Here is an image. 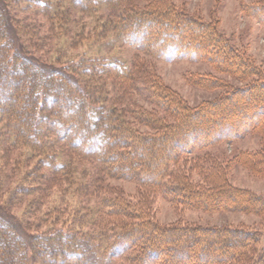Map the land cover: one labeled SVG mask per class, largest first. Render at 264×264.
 I'll return each mask as SVG.
<instances>
[{
  "label": "trees",
  "instance_id": "trees-1",
  "mask_svg": "<svg viewBox=\"0 0 264 264\" xmlns=\"http://www.w3.org/2000/svg\"><path fill=\"white\" fill-rule=\"evenodd\" d=\"M63 4L79 13L113 6L116 21L103 24L93 43L106 32H119L138 53L206 62L220 75L201 73L190 81L222 92L190 106L156 77L140 79L137 61L130 68L85 54L61 61L60 50L49 62L36 57L43 47L52 50L48 45L58 29L52 19L63 24L66 11L58 8ZM252 14L264 24V3H254ZM38 16L46 18L45 32ZM119 82L124 85L117 93ZM129 90L130 98L132 92L142 96L153 110L135 100L120 103ZM250 133H257L260 147L225 164L209 155L193 156ZM4 143L9 145L0 159V187L9 174H17L15 164L26 166L0 207V264H264L260 229L162 225L151 215L152 197L160 195L176 207L264 219V196L229 180L234 161L264 177V72L214 24L166 0H147L139 8L132 0H0ZM106 178L136 181L143 190L134 199L101 194L98 185ZM53 180L54 193L80 201L98 193L97 203L81 208L66 201L40 212ZM25 198L33 220L24 224L6 209ZM45 222L48 228L40 229Z\"/></svg>",
  "mask_w": 264,
  "mask_h": 264
},
{
  "label": "rangeland",
  "instance_id": "rangeland-1",
  "mask_svg": "<svg viewBox=\"0 0 264 264\" xmlns=\"http://www.w3.org/2000/svg\"><path fill=\"white\" fill-rule=\"evenodd\" d=\"M147 0H132V6L139 8L146 4ZM172 4L175 8L185 10L188 14L194 15L206 23H212L222 32L233 44L238 47L244 48L256 63L260 64L264 72V24L260 23L252 14V6L256 2L264 3V0H166ZM60 9L66 11L64 14L65 19L59 20L54 18L55 22L54 31L56 36L52 37V43L48 46L52 47V50L42 48L34 55L40 59L54 60L57 50H60L62 55L61 61H67L68 59H76L80 55L106 57L109 61H119L126 67L130 68L134 61H137V69L140 70V79L147 78L149 76L156 77L162 85L176 91L190 106H197L204 101L214 99L222 90H207L202 87L193 85L190 80L194 79L201 73L216 74V71L206 62L198 61L189 58H167L164 56L156 58L143 52H137L134 47L128 45L121 38L119 32H115L113 35L111 32H106L102 37V40L98 43H93L100 33L101 27L109 20V24L112 20L116 21L117 11L113 6L100 5L91 13H79L72 10L63 4ZM132 11L133 7L128 8ZM118 10V8H117ZM69 18V19H66ZM43 26L40 32H45L47 28L46 18L38 16ZM52 21V22H54ZM51 22V23H52ZM60 26V27H59ZM60 28V29H59ZM62 30V31H61ZM217 76L220 74L217 73ZM226 78L225 75H222ZM195 80V79H194ZM228 80L237 84L238 82L229 78ZM122 86V82L118 83ZM128 96L125 99L120 100V103H133L136 101L137 106L143 109L153 108L138 94L132 92L130 98V90L127 91ZM158 115L160 111L156 112ZM141 129H147L146 127L139 126ZM9 144L4 143L0 145V159L3 157L2 152L7 148ZM260 147V139L257 133H250L237 139L232 143H219L204 149L201 152L195 153L194 157H201L204 159L207 155L216 158L222 162L227 163L230 159L236 158L242 151L256 150ZM24 152V151H23ZM10 160V166L14 164L13 159L16 151L12 153ZM26 154V153H24ZM206 155V156H205ZM14 157V158H13ZM1 161V160H0ZM234 161V160H233ZM1 164V163H0ZM27 164V163H26ZM9 166V167H10ZM19 169L17 174H9L4 181L3 187H0V207L2 203L9 197L8 192L10 188H13L19 180V173L25 168V164H15ZM8 167V168H9ZM229 180L231 184L249 188L262 196H264V177H260L251 173V171L242 164H238L234 161L230 165ZM58 183L53 180L50 183L48 189L52 194L48 193L47 198L44 201V205L41 206L40 212L50 211L55 207L62 206L64 202H68L72 207L78 206L83 208L84 205L97 203V195L92 197L87 195L83 197V201H80L73 197L72 194L66 193L64 196L54 193ZM99 193L113 195L115 193H122L129 196L131 199L137 196V192L143 190L136 181L125 180L123 178H106L102 185H98ZM50 194V195H49ZM26 198L22 201H15V203L8 206L6 209L7 214L16 221L17 219L23 222H29L33 220L31 212H25L29 210V205L26 204ZM84 202V203H83ZM3 208V207H2ZM5 209V208H4ZM151 215L154 219L162 225H170L176 222L182 224H195L206 226H223L226 224L238 225L244 224L246 226H252L260 229L264 232V219H260L253 214H244L234 211H204L198 209H188L176 207L172 202L161 197L160 195L152 197ZM66 217V216H64ZM62 221V220H61ZM60 221V222H61ZM18 222V221H17ZM52 222V221H51ZM49 222H45L41 225L40 229L48 228ZM62 222L58 225L60 226ZM21 225V224H20ZM263 240V239H262ZM261 240V241H262Z\"/></svg>",
  "mask_w": 264,
  "mask_h": 264
}]
</instances>
